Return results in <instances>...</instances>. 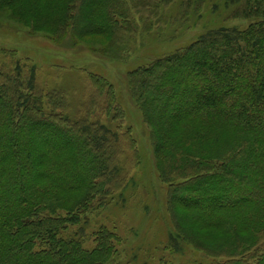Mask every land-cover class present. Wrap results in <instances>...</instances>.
Segmentation results:
<instances>
[{"label":"trees","instance_id":"obj_1","mask_svg":"<svg viewBox=\"0 0 264 264\" xmlns=\"http://www.w3.org/2000/svg\"><path fill=\"white\" fill-rule=\"evenodd\" d=\"M204 2L0 0V10L59 39L116 40L165 24L172 5L187 16ZM223 3L228 20L248 25L208 30L130 71L128 83L168 187L173 246L189 244L209 264H264V0ZM111 95L109 85L105 110L116 119ZM66 108L32 72L0 65V264H109L116 254L114 232L99 227L88 248L80 224L125 190L120 156L129 149L137 163L135 140Z\"/></svg>","mask_w":264,"mask_h":264},{"label":"rangeland","instance_id":"obj_2","mask_svg":"<svg viewBox=\"0 0 264 264\" xmlns=\"http://www.w3.org/2000/svg\"><path fill=\"white\" fill-rule=\"evenodd\" d=\"M182 11L176 4L172 5L164 12L165 24L148 31L138 24L139 29L131 34L112 40L110 37L78 39L70 32L59 39L50 31L36 30L6 10H0V65L8 70L18 63L23 72H32L34 85L42 93L60 91L70 117L89 114L92 120L119 133L128 131L135 140L137 163L131 164L129 149H124L120 156V169L129 176L125 190L104 208L88 213L80 224L85 228L88 248L93 246L90 234L101 226L117 235L116 254L109 264H209L212 261L209 255L182 241H178L180 248L173 246L171 238L175 233L167 203L168 187L159 177L151 129L131 96L127 75L187 46L208 30L243 29L249 22L228 20L230 10L223 0H205L200 14L186 16ZM99 78L106 84H96L95 79ZM109 85L112 109L116 107L122 115L115 114L116 119H112L114 111L106 114L105 110Z\"/></svg>","mask_w":264,"mask_h":264}]
</instances>
